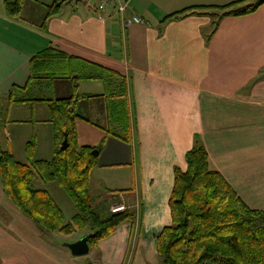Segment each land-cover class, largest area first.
Masks as SVG:
<instances>
[{"label":"crops","instance_id":"0c3cea01","mask_svg":"<svg viewBox=\"0 0 264 264\" xmlns=\"http://www.w3.org/2000/svg\"><path fill=\"white\" fill-rule=\"evenodd\" d=\"M233 1L127 0L123 13L100 14L86 0H53L59 7L47 15L50 4L46 1L21 0L19 13L10 16L0 0L3 128L21 121L32 124L29 137L33 140L27 141L32 145L22 162L53 156V126L47 102H9V90L16 87L20 95L28 97L46 85L50 97L74 93L67 79L27 84L32 55L51 46L114 70L125 79L130 141L111 133L103 137L109 151L98 150L90 190L94 180L101 189L100 194L95 193L96 202L105 199L109 209L122 203L134 216L133 221L121 222L110 235L89 245L93 264L159 263L156 236L171 222L168 199L174 167L186 169L185 152L194 139L205 148L209 167L222 174L242 202L264 213V3L250 13L218 19L211 13L221 10L194 7ZM185 8L193 9L171 15ZM132 16L143 21L134 22ZM77 83L74 110L80 117L75 120L76 142L86 145L78 139V128L87 120L83 114L92 108L109 122V92L101 79ZM25 85L28 88H21ZM19 111L32 113V120L10 117ZM40 129L48 134L44 152L38 145ZM120 148L127 150L121 163ZM102 159L106 163H100ZM48 183L32 180L34 187L46 190ZM41 232L6 195L0 179V264H30L31 251L41 247L32 245L31 239L45 244ZM59 254L72 263L68 250H59Z\"/></svg>","mask_w":264,"mask_h":264},{"label":"trees","instance_id":"16d2710c","mask_svg":"<svg viewBox=\"0 0 264 264\" xmlns=\"http://www.w3.org/2000/svg\"><path fill=\"white\" fill-rule=\"evenodd\" d=\"M236 0L224 5H200L196 9H215L211 15H244L254 11L264 0L241 4ZM8 15L19 13L21 0H4ZM47 15L55 13L57 2L47 6ZM193 9L171 14L175 17ZM170 15V16H171ZM67 79L73 94L65 97L20 95L12 87L6 95L9 102L45 101L54 132V153L48 160L22 162L0 148V179L6 195L34 221L42 231H91L89 245L110 235L123 221H133V212L125 209L111 212L106 200L95 201L90 190V172L96 164L93 147L76 142L74 110L78 80L101 79L109 100L108 117L117 128L130 127V114L125 99L126 82L116 71L69 55L51 46L38 51L29 60L28 83ZM28 88L24 86L21 88ZM82 97V96H80ZM87 97V96H86ZM90 97V96H89ZM123 118L124 120H121ZM67 134L68 145L60 149ZM117 135L116 131L111 132ZM28 145H32V142ZM186 169L174 167V182L168 199L171 222L156 236L158 264H264V226L258 218L264 213L247 207L228 181L208 165L203 145L194 139L185 152ZM34 178L56 182L74 203L76 213L66 222L63 212L45 188H36ZM116 190H109L112 192ZM122 191V190H119Z\"/></svg>","mask_w":264,"mask_h":264},{"label":"rangeland","instance_id":"374dc122","mask_svg":"<svg viewBox=\"0 0 264 264\" xmlns=\"http://www.w3.org/2000/svg\"><path fill=\"white\" fill-rule=\"evenodd\" d=\"M39 1H46V3L51 4L53 0H39ZM49 85V84H48ZM106 89V86H105ZM31 95L34 96H42V97H50V88L46 85L42 86L39 90L33 91V93L30 92ZM83 114V113H82ZM5 115V109L0 111V130L3 132V136L0 138V147L9 149L14 157L18 160H26L27 159V148L30 143L27 141H32L33 137H29V134L31 135V125L30 123H24L21 122H15L13 125H7L3 128L4 120L3 117ZM12 115H15V117H19L20 119H29L32 120V113H23V111L19 112H13L10 114V117ZM39 115V112L37 113ZM87 118V120L84 121L83 126L78 128V139L81 144L91 145L94 147V149H101V152H104L107 148L109 151V145L107 140H103V137L105 135L110 134L113 131L117 132L118 138L121 140H125L126 142H129V137L131 136V133L129 132V127H125L123 123H120V125L115 128L114 124L111 123V121L106 122L102 118L98 116V113H95L93 109L86 110L84 114ZM121 120H124L121 118ZM89 122V123H87ZM93 122V123H92ZM51 126V125H49ZM51 129V127H49ZM41 137H40V144L39 150L41 152H44L46 149V145H48V134L46 132V129L42 131V129L39 130ZM31 148V145L29 149ZM121 150V155L119 159V163L124 162L126 160V148ZM99 161V158H98ZM105 160L102 159L100 163H106ZM118 162H112V163H118ZM97 164H99L97 162ZM114 168H123L126 167L122 164H112ZM94 187V188H93ZM47 190L52 196V198L56 201L57 205L60 207V209L63 212V216L66 222H68L71 217L76 213V208L74 206V203L71 201L67 193L56 183V182H50L47 184ZM100 187L98 184L92 180V189L91 193L95 197L96 194H100L99 189ZM102 188V186H101ZM96 193V194H95ZM258 222L264 226V215L260 218H258ZM43 235H41L42 238L45 240V244H38L33 242V239H31V244L35 245V247H39L36 250L31 251L30 264H35L40 260V264H55L58 261L61 263H67V264H93L89 259V254L83 255V256H77V257H71L72 263H69L68 261L62 260V256L60 257L59 250H68L66 247L62 245V242L69 241L72 237H75L77 232H72L71 234L65 235L61 234L60 232H41ZM45 234V235H44ZM38 251H41V256L37 254ZM95 259L94 257H92Z\"/></svg>","mask_w":264,"mask_h":264},{"label":"built area","instance_id":"2783aa9c","mask_svg":"<svg viewBox=\"0 0 264 264\" xmlns=\"http://www.w3.org/2000/svg\"><path fill=\"white\" fill-rule=\"evenodd\" d=\"M86 2L95 8L100 14H106L115 10L118 13H123L127 8V0H86ZM132 21L142 22L138 16H132ZM127 207L122 203H115L110 206L111 212H119L125 210Z\"/></svg>","mask_w":264,"mask_h":264},{"label":"water","instance_id":"95a60500","mask_svg":"<svg viewBox=\"0 0 264 264\" xmlns=\"http://www.w3.org/2000/svg\"><path fill=\"white\" fill-rule=\"evenodd\" d=\"M68 145V138L67 134L64 133V138L60 143V149H66ZM91 153L94 156L98 155V150L97 149H92ZM92 236L91 231H85L80 233L76 239L70 240V241H64L62 242V245L68 249L70 252L71 256L77 257V256H83L88 254L89 252V243L88 240ZM91 264V263H89Z\"/></svg>","mask_w":264,"mask_h":264}]
</instances>
